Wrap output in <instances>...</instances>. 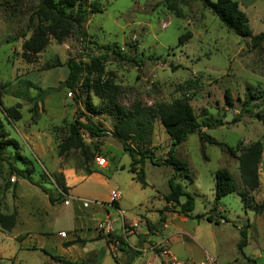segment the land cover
I'll return each mask as SVG.
<instances>
[{
    "label": "rangeland",
    "instance_id": "obj_1",
    "mask_svg": "<svg viewBox=\"0 0 264 264\" xmlns=\"http://www.w3.org/2000/svg\"><path fill=\"white\" fill-rule=\"evenodd\" d=\"M236 1L249 19L252 34L264 32V0ZM38 2L0 0V105L15 106L22 115L20 120L11 121L0 110V211L16 217L10 229L0 224V264H63L53 255L97 264L92 255L86 259L90 248L100 252L99 260L104 264H115V257L128 264L133 259L132 250L121 258L120 251L111 250L103 239L83 240L70 248L66 247L70 242L62 245V230L70 234L75 227L85 228L88 221L87 209L77 208L64 196L55 178L61 175L65 179L64 170L83 173L82 152L73 149L59 156V143L80 112L109 131L116 123L93 93L79 85L75 92L61 86L69 71L66 62L71 58L87 62L100 59L104 77L125 87L121 101L126 107L136 99L153 105L184 98L199 119L206 115L224 118L227 124L204 131L239 155L257 140L264 143V42L256 47L251 37L236 35L200 0H89L100 11L90 14L84 23L87 38L70 37L64 42L52 38L44 51L27 60L22 45L33 31L30 17ZM188 32L191 37L180 43L179 37ZM105 45L110 48H102ZM30 83L51 89L40 100L37 111H33L31 98L42 93ZM227 90L233 104L228 103ZM88 100L101 112L91 114L86 108ZM235 118L239 121L233 122ZM8 141L13 145L6 146ZM85 142L95 157L107 158L106 152L112 155L108 168L100 171L122 190L128 215L147 220L150 234L141 238L140 244L148 238L159 242L161 236L155 231H161L168 221L169 228L163 234L171 237L170 248L181 260H200L209 253L221 264H264V213L245 208L237 193L225 196L215 207L217 170L228 168L239 189H244L237 156L219 145L202 142L197 133L174 147L190 176L184 171L176 180L195 197L194 210L183 220L181 205L166 201L171 191L169 181L175 174L171 165L147 159V185L143 187L132 181L128 168L132 158L112 134L90 137ZM171 147V137L157 120L149 143L142 149L164 159ZM90 165L97 166L95 158ZM259 175L260 188L251 193L255 203L264 202V152ZM43 189L58 198L54 204ZM170 214H174L172 218ZM198 215H210L213 220L198 219ZM95 218L104 219L100 215ZM89 223L94 232L98 221L91 219ZM142 227L138 230H144ZM241 228H246L248 238L242 249ZM136 241L133 236L131 242Z\"/></svg>",
    "mask_w": 264,
    "mask_h": 264
},
{
    "label": "trees",
    "instance_id": "obj_2",
    "mask_svg": "<svg viewBox=\"0 0 264 264\" xmlns=\"http://www.w3.org/2000/svg\"><path fill=\"white\" fill-rule=\"evenodd\" d=\"M200 1L205 8L218 17L227 29L236 35L240 37H251L256 47H259L264 42V32L257 35L252 34L249 19L245 12L241 10L238 1ZM99 11L100 7L93 2L89 4V0H39L30 17V21L33 24V31L22 45L23 57L31 60L45 50L52 38L58 42H64L70 37L79 39L87 38L89 34L84 27V23L87 22L90 14H95ZM190 37L191 32L183 34L179 37V42L183 43ZM102 48L109 49L110 47L105 45ZM66 65L69 71L61 86L75 92L79 85L87 93H93L108 108L110 115L114 117L116 123L114 129L109 131L97 125L88 114L83 112L78 113L74 121L68 125L65 130V135L59 143V156H63L73 149L80 150L84 158V162L81 165L84 173L91 174L95 171V167H91L90 161L95 158V153L85 142L81 131L85 129L91 137H101L108 133L112 134L121 143L123 149L131 156L130 171L134 175L133 178L141 183L143 187L147 185L144 171V164L147 159L154 164H166L174 168L175 174L169 181L171 191L166 196V201L181 205V211L187 217L190 216V213L195 208V197L176 180L184 171H187V168L185 162L175 155L174 147L181 145L189 134L197 133L202 142L221 146L223 150H227L231 155L237 156L239 161L240 178L244 189H239L237 179L228 168L225 167L217 170L215 173V207L217 205L219 206L221 199L225 196L237 193L241 197L245 208L252 209L256 214L264 213V202L255 203L251 196L252 192L260 188L259 166L264 152L263 141L257 140L251 143L237 155L232 147L227 146L204 131L205 128H216L227 124L224 118L206 115L202 119H199L193 106L184 98H178L171 103L153 105H145L141 100L136 99L133 101L131 107H126L121 101V98L125 95V87L116 83L110 77H104L105 67L100 59L93 58L87 62L82 59L77 60L71 58L66 62ZM30 86L35 87V89L42 93L39 96L31 98L34 104L33 111H37L41 102L40 100L43 101V97L51 89L44 90L34 83H30ZM226 98L228 103L233 104L230 90L226 91ZM86 105L87 110L91 114L101 112L89 100ZM0 110L8 120L18 121L22 118L21 112L15 106L3 107L0 105ZM157 120L162 123L172 139V147L164 159H158L150 153V150L142 149V145L149 143L153 135L154 124ZM237 121H239V118L233 119V122ZM0 127H2L1 118ZM5 145L11 146L13 142L8 141ZM201 149L205 155L204 146ZM205 157L207 158L206 155ZM14 170L20 175L22 174L18 169L15 168ZM185 176L190 177L188 172L185 173ZM55 178L60 192L64 196H67L69 187L66 185L65 179L61 175H55ZM43 190L48 195L50 202L54 204L58 198L46 191V189ZM182 197H185L184 203H181ZM203 217H206L209 221L213 220L210 215L197 216L198 219ZM215 221L217 223L219 222L217 220ZM0 224L7 229L12 228L16 224L15 215L0 211ZM241 235L242 240L239 243L240 249L248 242L246 228H241ZM77 242L84 241L78 238L69 244H75ZM52 258L63 264H86L83 261H73L59 255H53ZM10 264L17 263L11 262ZM115 264L122 263L115 257Z\"/></svg>",
    "mask_w": 264,
    "mask_h": 264
},
{
    "label": "crops",
    "instance_id": "obj_3",
    "mask_svg": "<svg viewBox=\"0 0 264 264\" xmlns=\"http://www.w3.org/2000/svg\"><path fill=\"white\" fill-rule=\"evenodd\" d=\"M105 154L107 155V158H108L107 162H108V164H110V161L113 159V157L108 152H106ZM108 164L105 167H100L97 165L95 167V171L91 174H86L84 172L83 173H76L72 170H64L63 171L66 185L69 187L67 196L70 197L74 201L75 206L77 208L82 207V208L87 209V213H85L87 215V218H85V220H87L88 222L86 224H84L85 228L75 227L74 230L70 234L65 232L64 230H62L60 232L61 236L63 237L62 245H64L65 242H72L78 238L85 240L86 242L92 241L94 239H103L107 242V245L112 250L113 247L110 244L107 236L104 234H100L98 232V230L96 229V225L94 226L95 231L93 232L92 228H90L88 226V224L90 225L89 221L91 219L92 220L95 219L96 221H99L100 220L99 218H97V219L95 218V217H98V215L104 217V219L110 217L113 221V232L112 233L116 237H120L123 233L122 231H123V226H124L125 220L128 222L134 221V220H139L138 218H136L132 214L128 215V212L123 208V204L125 201V195L122 193V190L119 188V186L112 183L113 181H112L111 177L105 176L100 171V169L108 168V166H109ZM130 164L128 167L129 170H130ZM122 168L123 169L126 168V165H122ZM133 176L134 175L132 173V181L135 180L133 178ZM135 182H136V180H135ZM113 192L119 193L120 198L118 200L112 201ZM99 199H101V201H104V202H99L98 201ZM66 200H68L70 203L69 199H66ZM85 203H87V205ZM114 209L116 211H114ZM218 209H220V208H218ZM113 214H115V216ZM173 215L174 214H170L169 217L172 218ZM112 216H114V219L112 218ZM181 218L183 220L187 219V217L184 216V214L181 215ZM142 219H143L144 223H142L141 226H143L142 228L144 230H142L143 232L141 230H138V233L140 234V239L144 238V237H146V235L150 234V228H149V225L147 223V220L145 218H142V216H141L140 220H142ZM184 234H186L190 237H194V234H192L189 231H184ZM132 237L133 236H128L127 237L128 242H126L124 244L123 248H120L121 258L126 256L125 253L128 250H131L129 244L131 242ZM147 241H149V238L146 240V242ZM86 242H85V244H86ZM32 243L34 244V242H32ZM77 244L78 243L69 244L66 247L70 248V247H73L74 245H77ZM91 255L96 259L97 264H104L103 261L99 260L100 252L96 251L94 248H90V252L88 254V257L86 256V259L90 258ZM133 256H134V254H133ZM79 258H80V256H79ZM83 260H80V261H83Z\"/></svg>",
    "mask_w": 264,
    "mask_h": 264
},
{
    "label": "built area",
    "instance_id": "obj_4",
    "mask_svg": "<svg viewBox=\"0 0 264 264\" xmlns=\"http://www.w3.org/2000/svg\"><path fill=\"white\" fill-rule=\"evenodd\" d=\"M81 134L84 140L90 139L91 137L85 129L81 131ZM95 161L100 167H105L108 164L106 157L102 155L96 156ZM112 196V201L120 198V195L117 192H113ZM65 203H69V201L66 200ZM85 204L87 205V203ZM141 223H144L143 220H134L129 222L125 220L122 231L123 233L120 237L113 235V221L110 217L99 220L96 225V229L100 234L107 236L115 251H121L120 248H123L124 244L128 242V236L136 237L137 241L130 242L129 244L134 256L128 264H221L215 256L209 253H207L200 260H181L178 258L170 248L171 237H164L163 234V232H165L169 227L168 221L163 223L161 228L162 230L160 229L161 231H155L157 235L161 236V240L159 242L149 240L140 244V234L138 233V228Z\"/></svg>",
    "mask_w": 264,
    "mask_h": 264
}]
</instances>
